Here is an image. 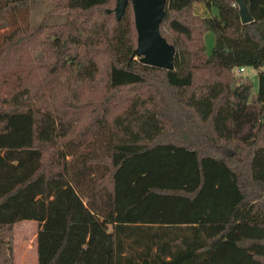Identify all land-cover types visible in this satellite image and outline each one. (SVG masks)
<instances>
[{
	"label": "trees",
	"instance_id": "1",
	"mask_svg": "<svg viewBox=\"0 0 264 264\" xmlns=\"http://www.w3.org/2000/svg\"><path fill=\"white\" fill-rule=\"evenodd\" d=\"M55 1L67 19L37 26L0 0V264L23 220L38 264H264V0L247 24L237 0H166L170 69L136 54L132 0Z\"/></svg>",
	"mask_w": 264,
	"mask_h": 264
},
{
	"label": "rangeland",
	"instance_id": "2",
	"mask_svg": "<svg viewBox=\"0 0 264 264\" xmlns=\"http://www.w3.org/2000/svg\"><path fill=\"white\" fill-rule=\"evenodd\" d=\"M57 2L55 0H32L31 2V23L35 25L40 24H50V23H62L67 19L66 14L56 12L54 10L55 4ZM115 5L114 0L110 4L111 7ZM43 37L38 38V45L36 44L35 48L30 50V57L33 60L39 59L41 57L47 56L49 54L47 52V46L44 44ZM207 41V51L210 53L214 43H215V35L213 32H209L206 35ZM40 42V43H39ZM138 55V54H137ZM140 56V55H139ZM145 57V55H141V58ZM30 59V60H31ZM32 61V60H31ZM236 73L238 76L242 75H249L255 83V91L257 89V77H258V70L253 67H247L243 74H240L237 70ZM105 72L103 70L101 80L99 82V87L102 89L104 86L105 80ZM8 80H13V77H9ZM7 84V82H5ZM8 85V84H7ZM2 84V79L0 78V107L2 104V97L4 96V88ZM81 115V114H80ZM83 115V114H82ZM244 230V232H248L256 236L258 230L257 228L260 227H248L240 226ZM212 232L214 234L220 233L222 228L220 227H211ZM39 231V225L35 220H23L16 224L14 228L13 240H14V257L16 259V264H38V255H37V235ZM258 236V235H257ZM227 242V240L225 239ZM224 251L228 250L230 244L224 243Z\"/></svg>",
	"mask_w": 264,
	"mask_h": 264
},
{
	"label": "water",
	"instance_id": "3",
	"mask_svg": "<svg viewBox=\"0 0 264 264\" xmlns=\"http://www.w3.org/2000/svg\"><path fill=\"white\" fill-rule=\"evenodd\" d=\"M138 29L139 45L136 54L145 55L142 60L153 66L173 68L175 47L161 33L166 0H132ZM128 0H118L117 11L121 15ZM243 24L254 20L245 0H237Z\"/></svg>",
	"mask_w": 264,
	"mask_h": 264
},
{
	"label": "built area",
	"instance_id": "4",
	"mask_svg": "<svg viewBox=\"0 0 264 264\" xmlns=\"http://www.w3.org/2000/svg\"><path fill=\"white\" fill-rule=\"evenodd\" d=\"M245 70H246V68H245V67H242V68L239 70V72L243 73V72H245Z\"/></svg>",
	"mask_w": 264,
	"mask_h": 264
},
{
	"label": "crops",
	"instance_id": "5",
	"mask_svg": "<svg viewBox=\"0 0 264 264\" xmlns=\"http://www.w3.org/2000/svg\"><path fill=\"white\" fill-rule=\"evenodd\" d=\"M206 43H207V41H206ZM215 44V43H214ZM15 261H16V259H15Z\"/></svg>",
	"mask_w": 264,
	"mask_h": 264
}]
</instances>
